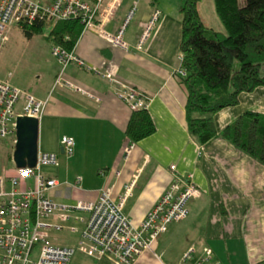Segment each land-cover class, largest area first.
Instances as JSON below:
<instances>
[{
  "label": "crops",
  "instance_id": "obj_1",
  "mask_svg": "<svg viewBox=\"0 0 264 264\" xmlns=\"http://www.w3.org/2000/svg\"><path fill=\"white\" fill-rule=\"evenodd\" d=\"M136 1L142 0H120L112 16L103 23L105 31L115 34ZM180 5L178 0L171 11L164 9L162 0H145L139 4L136 18L124 29L126 50L114 48L93 30L81 32L72 52L86 68L70 64L64 77L91 97L55 86L60 67L50 54L48 42L41 37L45 45L40 40L34 46L37 35L23 38L28 48L34 46L31 52L35 51V79L16 87L46 101L39 120L38 153L57 154L60 162L64 155L60 154L59 141L63 136L72 138L74 152L70 158L64 156L65 165L68 167L70 163L82 179L81 189L74 191L70 186L76 178L70 177L69 169L64 178H59L60 164L57 168L45 167L43 172L61 184L48 195L58 204L93 201L101 188H109L118 196L124 185L135 181L124 214L138 227L170 186L176 184L182 192L190 184L196 195L187 204V218L171 224L153 249L145 251L132 264H179L190 248L197 253L208 248L218 264H264V166L219 137L201 145L187 129V93L178 74ZM159 9L144 45L137 48L139 38ZM198 11L209 29L225 35L215 13L207 25L200 14V5ZM15 30L12 26L9 32ZM10 41L8 36L0 54ZM123 86L143 92L144 109L155 129L152 135L135 144L127 159L124 155L129 141L125 131L132 112L115 96ZM246 112L264 115V87L241 93L235 107L194 117L211 118L219 133ZM101 171L106 172L105 177L99 175ZM115 172L120 173L118 178L114 177ZM80 216L86 218L84 214ZM89 258L114 264L105 257Z\"/></svg>",
  "mask_w": 264,
  "mask_h": 264
},
{
  "label": "built area",
  "instance_id": "obj_2",
  "mask_svg": "<svg viewBox=\"0 0 264 264\" xmlns=\"http://www.w3.org/2000/svg\"><path fill=\"white\" fill-rule=\"evenodd\" d=\"M119 4L120 0H51L47 3L0 0V49L8 42L12 26L20 29L35 23L77 21L82 26V32L93 30L114 48L126 50L123 36L128 18L115 34L108 33L103 27ZM158 15V12L153 14L137 48L144 45ZM50 54L60 67L54 85L91 97L82 87L64 77L68 65L84 68V62L73 52L59 46L51 47ZM87 70L110 79L95 68L87 67ZM178 74L185 76L181 70ZM115 96L131 112L146 107V97L136 88L123 86L115 92ZM45 106L46 101L37 99L9 81L0 80V139L15 143L16 118L40 120ZM59 145L65 157L73 155L75 143L72 138L61 137ZM134 146L128 144L124 159L128 158ZM58 156L38 153L35 168L17 169L13 164L11 173L0 176V264H70L76 252L88 257H105L114 264H132L145 251L153 249L171 224L187 218V204L196 195L190 184L182 192L176 184L170 186L139 226L134 227L124 214V207L133 194L135 181L124 185L118 196H114L109 188H101L93 201L77 200L73 204L53 202L48 193L61 184L45 174L43 168H57ZM99 175L105 177L106 172L101 171ZM119 176V172L114 173L115 178ZM81 183L82 179L76 178L70 187L77 191L81 189ZM80 214L86 215V218ZM75 224H81V227ZM64 232L79 236L75 247L51 243L52 234ZM179 264L218 263L208 248L199 253L190 248Z\"/></svg>",
  "mask_w": 264,
  "mask_h": 264
},
{
  "label": "trees",
  "instance_id": "obj_3",
  "mask_svg": "<svg viewBox=\"0 0 264 264\" xmlns=\"http://www.w3.org/2000/svg\"><path fill=\"white\" fill-rule=\"evenodd\" d=\"M156 1V0H153ZM180 70L185 76L187 100L185 117L188 132L201 145L219 137L264 166V115L246 112L217 133L211 118L235 107L241 93L264 87V0H212L214 13L225 35L209 29L202 21L201 0H180ZM43 24L20 28L26 39L40 34ZM82 32L77 21L57 22L49 38L72 52ZM154 125L145 109L132 112L125 135L129 143L154 133Z\"/></svg>",
  "mask_w": 264,
  "mask_h": 264
},
{
  "label": "rangeland",
  "instance_id": "obj_4",
  "mask_svg": "<svg viewBox=\"0 0 264 264\" xmlns=\"http://www.w3.org/2000/svg\"><path fill=\"white\" fill-rule=\"evenodd\" d=\"M145 0L140 1L137 3V1L132 5L130 9V13L127 16V24L129 22L133 21L136 18L137 10L139 8V4H144ZM163 7L165 10H174L175 5L178 4V0H162ZM243 0H239V3L241 4ZM200 14L204 20V22H207L211 24L210 19L211 16L214 14V8H213V2L212 0H201L200 2ZM162 7V8H163ZM161 9L156 10L155 12L160 13ZM214 18V16H213ZM155 22L153 23L151 29L153 28ZM55 22H48L44 24L43 30L40 34L34 35L36 36L34 39L33 45L39 44L43 39H45L49 44V50L51 47L56 46L57 43L49 38L50 31L55 27ZM39 35V36H38ZM11 36V41L9 43V46L7 49H5L0 54V80H6L9 81L11 84L15 86H25V84L32 83V80L35 79V67L36 64L33 63L35 61V56L33 54V51L31 52V48L34 46L31 45L30 48L26 46L27 41L23 38V33L16 27V30L12 33L9 32V35ZM23 42V43H20ZM42 44L45 45L44 40H42ZM33 55V56H32ZM49 56V55H48ZM51 57V56H50ZM68 68V67H67ZM264 71V69H263ZM14 150V143L9 139H0V176L11 173L13 169V162H12V154ZM62 161L59 162L60 168H59V178H64L66 171L68 173L69 169V175L74 180L75 178L80 177L79 174H76L77 171H75L70 163L67 167L65 165V157H61ZM68 175V174H67ZM79 241L78 235H70L66 232L64 233H55L52 234L51 243H54L56 245H70V246H76ZM70 264H109L105 261H99L97 262L93 258L86 257L84 254L80 252H76L75 256L72 258Z\"/></svg>",
  "mask_w": 264,
  "mask_h": 264
},
{
  "label": "water",
  "instance_id": "obj_5",
  "mask_svg": "<svg viewBox=\"0 0 264 264\" xmlns=\"http://www.w3.org/2000/svg\"><path fill=\"white\" fill-rule=\"evenodd\" d=\"M39 120L29 117L16 118V133L12 161L17 169L35 168L38 155ZM60 154L63 151L60 150Z\"/></svg>",
  "mask_w": 264,
  "mask_h": 264
}]
</instances>
